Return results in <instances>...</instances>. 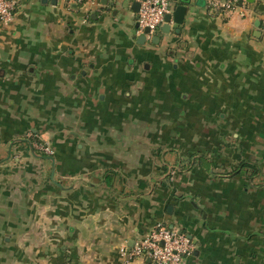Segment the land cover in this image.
Segmentation results:
<instances>
[{
    "label": "crops",
    "instance_id": "1",
    "mask_svg": "<svg viewBox=\"0 0 264 264\" xmlns=\"http://www.w3.org/2000/svg\"><path fill=\"white\" fill-rule=\"evenodd\" d=\"M209 1L150 38L132 0L0 25V264H123L158 224L183 264H264V0Z\"/></svg>",
    "mask_w": 264,
    "mask_h": 264
},
{
    "label": "built area",
    "instance_id": "2",
    "mask_svg": "<svg viewBox=\"0 0 264 264\" xmlns=\"http://www.w3.org/2000/svg\"><path fill=\"white\" fill-rule=\"evenodd\" d=\"M68 7L71 3L87 11L100 6V0H63ZM139 3L137 26L139 32L148 30V38L157 35L165 24V17L175 9L170 0H132ZM244 0H210L209 9L219 13L238 10L241 17H246ZM20 8V0H0V25H7ZM45 155H52L51 148L44 144L36 146ZM193 245L188 237L158 224L147 237L137 241L130 250L120 253L123 264H134L136 260H147L150 264H183L193 252Z\"/></svg>",
    "mask_w": 264,
    "mask_h": 264
},
{
    "label": "water",
    "instance_id": "3",
    "mask_svg": "<svg viewBox=\"0 0 264 264\" xmlns=\"http://www.w3.org/2000/svg\"><path fill=\"white\" fill-rule=\"evenodd\" d=\"M171 2L175 3V9L172 12L171 15H167L165 17V24L160 28V32H162L163 34H169L171 31V23L177 25V26H182L186 13H187V7L185 5H177V1L178 0H170ZM183 3H188V0H181ZM132 10L134 12H138L139 10V3L134 2L132 3ZM144 32L147 34L148 30L145 29ZM138 41L140 43H144L145 42V38L143 36L139 37ZM154 41H156V38L154 39ZM33 153V150H31ZM42 158H47L50 161H53L51 157H42ZM189 239V238H188ZM190 240V239H189Z\"/></svg>",
    "mask_w": 264,
    "mask_h": 264
},
{
    "label": "rangeland",
    "instance_id": "4",
    "mask_svg": "<svg viewBox=\"0 0 264 264\" xmlns=\"http://www.w3.org/2000/svg\"><path fill=\"white\" fill-rule=\"evenodd\" d=\"M234 11H235V10H234ZM236 12H237V11H236ZM231 13L233 14L234 12H233V11H231V12H228V13H226V14H228V15H229V14H231ZM48 147H49V146H48ZM38 150H39V149H38ZM50 150L52 151V155H49V157H52V156H53V150H52V149H50ZM39 152L43 153V152H42V151H40V150H39ZM44 155H45V154H44ZM45 156H48V155H45Z\"/></svg>",
    "mask_w": 264,
    "mask_h": 264
},
{
    "label": "trees",
    "instance_id": "5",
    "mask_svg": "<svg viewBox=\"0 0 264 264\" xmlns=\"http://www.w3.org/2000/svg\"><path fill=\"white\" fill-rule=\"evenodd\" d=\"M37 144H38V145H39V144H41V145H42V143H41V142H39V141L37 142ZM39 154H40V155H44V153H41V152H39ZM248 167L250 168V166H247V168H248Z\"/></svg>",
    "mask_w": 264,
    "mask_h": 264
}]
</instances>
